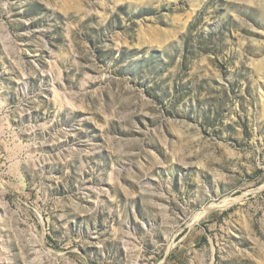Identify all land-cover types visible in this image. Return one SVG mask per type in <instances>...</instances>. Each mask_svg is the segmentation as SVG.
Listing matches in <instances>:
<instances>
[{"label":"rangeland","instance_id":"1","mask_svg":"<svg viewBox=\"0 0 264 264\" xmlns=\"http://www.w3.org/2000/svg\"><path fill=\"white\" fill-rule=\"evenodd\" d=\"M0 264H264V0H0Z\"/></svg>","mask_w":264,"mask_h":264}]
</instances>
